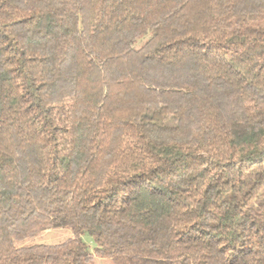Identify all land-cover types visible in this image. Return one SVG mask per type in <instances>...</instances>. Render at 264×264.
<instances>
[{
  "label": "trees",
  "instance_id": "16d2710c",
  "mask_svg": "<svg viewBox=\"0 0 264 264\" xmlns=\"http://www.w3.org/2000/svg\"><path fill=\"white\" fill-rule=\"evenodd\" d=\"M98 259L264 264V0H0V264Z\"/></svg>",
  "mask_w": 264,
  "mask_h": 264
},
{
  "label": "rangeland",
  "instance_id": "374dc122",
  "mask_svg": "<svg viewBox=\"0 0 264 264\" xmlns=\"http://www.w3.org/2000/svg\"><path fill=\"white\" fill-rule=\"evenodd\" d=\"M69 235H70V233L68 231H66V230L52 229V230H48V231L42 233L40 235V237L35 240V242L55 244V243H58L60 241H63ZM84 241L86 242V244H88V246L92 250L95 249L96 245H95L94 241L90 237L85 236L84 237ZM26 243L28 244V243H31V242H26ZM98 264H112V262L109 261V260L98 259Z\"/></svg>",
  "mask_w": 264,
  "mask_h": 264
}]
</instances>
